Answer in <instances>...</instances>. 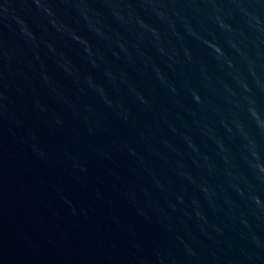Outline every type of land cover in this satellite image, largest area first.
Segmentation results:
<instances>
[{
    "label": "water",
    "instance_id": "obj_1",
    "mask_svg": "<svg viewBox=\"0 0 264 264\" xmlns=\"http://www.w3.org/2000/svg\"><path fill=\"white\" fill-rule=\"evenodd\" d=\"M0 264H264V0H0Z\"/></svg>",
    "mask_w": 264,
    "mask_h": 264
}]
</instances>
